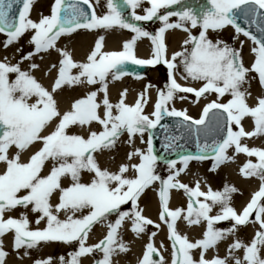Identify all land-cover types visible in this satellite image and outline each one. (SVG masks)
I'll list each match as a JSON object with an SVG mask.
<instances>
[{
	"label": "snow or ice",
	"instance_id": "1",
	"mask_svg": "<svg viewBox=\"0 0 264 264\" xmlns=\"http://www.w3.org/2000/svg\"><path fill=\"white\" fill-rule=\"evenodd\" d=\"M145 2L150 6L143 8V15H138L136 9ZM123 3L132 10L131 21L156 18L162 26L155 34L144 30L125 18L115 0H106L107 12L99 16L89 0H74L67 5L64 0H54L50 14L41 15L38 21L30 18L33 0H0V33L6 36L2 46L7 49L25 33H30L28 43L32 46L26 54L17 49L20 58L16 63H11L7 57L0 59V163L4 165L0 170V237L12 233L13 250L23 248L25 255L27 249L36 247L39 242L75 241L77 249L67 260L61 257L60 264H80L81 257L97 252L102 256L94 259V264H113L114 256L129 250L119 239L118 232L126 220L131 221V231L137 236L146 234V227L154 224L142 214L138 200L145 189L158 182L159 219L167 227L170 264H264V148H250L242 143L244 138L264 136V95L250 105L251 93L244 87L254 73L256 75L251 78L258 77L264 88V0H208L209 7L199 13L188 7L180 11L168 10L181 0H123ZM17 4L21 6L14 8ZM81 4L87 5L90 11ZM238 15L251 24L260 23L261 37L242 28L237 23ZM171 17L177 19L170 22ZM227 26L252 41L254 59L250 67L244 65L241 50L208 36L209 30L218 32ZM113 28L133 33L131 39L123 43L122 50L103 51L104 37L99 36L86 61L76 62L69 51L57 47L60 37L79 29L107 31ZM169 29L187 33L182 50L174 52L170 59L164 42V33ZM193 29L197 34H193ZM140 38L151 41L149 59L135 55L134 46ZM243 43L240 41L241 48ZM50 50L59 54L58 61L49 68L57 72L51 90L33 75L40 69L34 58ZM24 62H28L26 69L21 67ZM127 62L167 66L168 83L165 90L159 92L150 114L144 113L147 90L131 105L125 102L126 90L121 92L117 103L108 98L107 78L111 76L115 80L125 75L123 66ZM73 69L77 70L75 74H72ZM177 69H182L181 79L201 82V86L184 87L177 83L174 75ZM97 84L99 88L75 99L70 109L59 111L54 98L58 90L64 86ZM98 93H103L99 101ZM178 93H192L196 98L215 94L216 99L206 103L199 118L193 119L186 111L167 107ZM226 96L228 99L222 101ZM164 116L181 118L177 127L183 126L196 134L198 155L182 156L183 166L179 169L176 161H168L170 174L161 177L155 171L157 156L153 154V140L149 134L146 150L133 148L127 153V162L121 163L117 170L101 166L97 153L114 149L124 133H127L126 143L130 147L136 136L144 142V133L155 129ZM246 118L252 121L251 131L243 127ZM94 123L100 126L99 131L91 129ZM74 126L88 129L87 134L70 132ZM201 136L205 140L211 137V143L200 144ZM175 139L179 137L170 138L165 147H170ZM230 148H234V153L256 158L255 163L251 160L244 163L240 173L260 181L258 190L239 212L231 204L232 194L237 191L235 187L225 185L223 190L217 191L209 187L204 192L199 182L193 187L177 179L193 159H211L210 171H215L233 159L227 155ZM30 149L31 154L22 162L21 155ZM10 150H14L13 155H9ZM82 173L89 175L87 181H82ZM172 189L182 190L186 195V209L169 207ZM129 204V210H122V206ZM214 207L218 211L213 215ZM17 209L26 211L20 212L18 218L10 215ZM29 211L36 214L37 225L43 221L46 226L32 230ZM61 214L64 219H60ZM253 214L254 219L250 221ZM113 216L115 219L110 220ZM180 219L188 225L203 223L201 238L193 242L182 235L176 227ZM229 220L234 222L231 228L216 227L219 222ZM104 222H107L106 234L99 242L87 245L93 226ZM249 222L258 227L250 242L245 243L236 238V232L238 226ZM155 235L152 232L148 236L138 264H166L162 257L159 262L153 260L154 253L159 255L152 242ZM228 237L233 239L226 247L225 256L217 254L206 258L209 249H215ZM7 255L0 240V264H5ZM33 264H51V258L35 260Z\"/></svg>",
	"mask_w": 264,
	"mask_h": 264
},
{
	"label": "bare ground",
	"instance_id": "2",
	"mask_svg": "<svg viewBox=\"0 0 264 264\" xmlns=\"http://www.w3.org/2000/svg\"><path fill=\"white\" fill-rule=\"evenodd\" d=\"M51 7V0H33V4L30 10V18L34 21H38L41 15H49ZM105 9V12L101 9ZM98 11V12H97ZM97 14L102 15L107 12L106 3L99 1L97 3ZM193 34H197V30H192ZM234 33V32H233ZM232 29L227 26L226 28L213 32L209 30L208 36L213 39L223 40L229 46H232L242 52L243 63L246 67H250L253 62V54L251 52V48L253 47V43L251 40H243L241 36L236 33L233 34ZM133 33H126L124 29L113 28L107 31L105 30H86L79 29L68 36H62L57 41V47L60 49L67 50L71 53V56L76 62H85L87 55L90 54L91 50L94 47V43L99 36L104 37L103 41V51H118L122 50V45L125 41L131 39ZM187 37V33L182 30H172L167 31L165 34V43H166V55L167 58H171L172 54L177 51L182 50L183 40ZM230 37H235V39L228 41ZM30 38V33H25L18 42L9 46L5 49L2 44L6 39L5 35L0 34V59L7 57L11 63H16L20 54L17 52V49H21L25 54L32 50V46L28 43ZM240 41H243V46L241 48ZM151 50L152 44L151 41L147 38H140L136 41L134 46L135 55L140 59H149L151 58ZM42 57V58H41ZM35 62L40 65V69L33 72V75L36 79L45 87L51 90V86L54 82V78L56 77V69L49 68L53 63H56L59 59V54L56 50H50L48 53H41L37 55L35 58ZM27 63L24 62L21 67L26 69ZM77 70L73 69L72 74H75ZM47 73V75L45 74ZM182 74V69H177L174 73L175 79L177 83L182 86H190L193 88H199L201 86V82L198 81H186L180 78ZM256 74H250L249 80L250 83L244 85L247 88L251 95L248 97V103L250 105H254L256 102V98L264 95V88H262L259 84L258 77L252 79V76ZM99 85V84H97ZM89 85H75L72 87L64 86L61 90H58L54 93V98L57 102V106L59 111L63 112L70 109L72 102L75 99L83 97L88 91L96 90V86ZM126 90L125 102L128 104H133L135 100L146 91V97L148 103L144 105V113L150 114L153 110L154 103L160 91H162L161 80L156 72L153 70L148 74L143 76H132V75H124L119 79H112L111 76L107 78V92L108 98L110 102L117 103L120 99L121 92ZM180 95L182 93H178L176 98L169 103L167 106L169 109L175 108L177 110L184 111L183 108L185 106L188 107L191 112H196L200 108L199 105L202 103H206L211 99H215V94H205L200 97L201 104L197 105H187L188 100L187 97L185 99H180ZM103 93H98V101L102 98ZM187 96V95H185ZM228 97L221 98L222 101H226ZM206 101V102H203ZM101 114L103 109L101 108ZM198 114V113H197ZM199 115V114H198ZM196 115V116H198ZM243 127L246 131H251L253 128L252 121L250 119H245L243 122ZM75 133L86 135L88 129L81 128L75 126L70 128ZM92 130L99 131L100 126L98 124H93L91 126ZM146 137V136H143ZM127 141V133H124L120 136L119 141L117 142L114 149L110 151H103L97 153V159L102 167L108 168L110 171L117 170L118 166L121 163L127 162L126 156L129 151L133 148H140L142 150H146L145 141L141 142V137L136 136L133 139L131 147L126 143ZM243 144H246L248 147H257L264 148V136L253 137V138H244L242 141ZM31 153V149L29 151L24 152L21 155V161L24 162L27 160L29 154ZM14 154V150L10 153V155ZM227 155L232 156L233 159L226 161L221 164L215 171H210L212 167L213 161L211 159H205L200 161H189L187 168L184 172H181L177 179L181 183L188 184L189 186H195L197 182H199L200 190L207 192L210 187L213 191L223 190L225 185L233 186L237 189L235 193L232 194L231 204L232 206L239 212L242 210L244 204L247 200L250 199L252 195V191L259 187L260 181L257 177H245L241 175L240 168L246 163L248 160H251L253 163L256 162L255 157H248L243 153H234V148L228 149ZM138 162V161H133ZM183 165L180 162H176V168L179 169ZM4 165L0 163V170H3ZM131 175V173H129ZM154 188H147L141 194L138 200L139 207L143 209L142 214L154 221L151 226V233L155 232L156 235L153 237V242L156 244V247L160 254L162 255L163 260L166 264L170 263L171 260V249L169 247L170 241L168 240V233L166 225L159 219V210L157 209V201L159 196H156V191L159 189V183H155ZM200 199H203L202 197ZM53 203H55V198L53 199ZM169 207L171 209H175L177 207L186 209L187 207V198L182 190L172 189L169 193ZM26 211L25 209H17L13 213L20 214V212ZM218 208H213V215L216 214ZM79 215V214H78ZM17 218L19 217L16 216ZM60 217H64L63 214ZM28 218L30 220V228L42 229V226H45V223L42 221L39 225L35 223L36 214L28 212ZM65 218V217H64ZM130 220H126L121 227L119 232V239H121L128 247V251L126 253H120L113 257V264H136L137 256L144 249L143 247L147 243L146 239L149 236L146 234H141L137 236L135 233L131 231V223L128 224ZM230 223V222H229ZM234 223V222H232ZM100 223L95 224L90 231V243L87 245H92L96 242V238H98L104 232V228L99 226ZM160 225L159 228H156L155 225ZM176 227L178 231L182 235H187L190 241H195L196 239L201 238L202 231L204 230V224L200 225H188L187 222L182 219L177 221ZM219 228V225H216ZM258 226H255L253 223L249 222L244 226H238V231L236 232V238L241 239L243 242L248 243L252 239L257 230ZM151 235V234H150ZM11 237H13L12 233L5 234L3 237H0L2 240V245L4 246V251L8 253L5 258V264H31L37 258L42 257L43 255H47L51 252L52 246L55 242H39L36 247L32 249H27V255H25V249L21 248L16 250H11L9 247V243L11 244ZM233 237H228L226 240L219 242L215 249H209L206 253V258H212L214 255L219 254V256L223 257L226 255V247L228 244L232 242ZM73 243V242H72ZM71 243V244H72ZM70 243L67 245H71ZM163 245V247L161 246ZM66 247V244L63 245ZM63 247V248H64ZM12 248V247H11ZM62 249V248H61ZM11 250V251H10ZM195 251V250H194ZM14 252V253H13ZM264 252H262L263 255ZM100 258L102 256L101 253L98 252ZM242 255V251L238 253ZM65 250L62 249L60 252L54 256V260H51V264H59V260L63 257L67 260L65 256ZM91 255L83 256L80 258V264H90L91 263ZM159 262V261H157ZM33 264V263H32Z\"/></svg>",
	"mask_w": 264,
	"mask_h": 264
},
{
	"label": "rangeland",
	"instance_id": "3",
	"mask_svg": "<svg viewBox=\"0 0 264 264\" xmlns=\"http://www.w3.org/2000/svg\"><path fill=\"white\" fill-rule=\"evenodd\" d=\"M92 3L93 2H95V0H90ZM99 1H101V2H104V3H106V0H99ZM208 0H206V2H207ZM54 2V0H51V4ZM205 0H181V3L180 4H178V5H173L170 9H168L169 11H180V10H182L184 7H188V8H191L194 12H196V13H199V12H201L203 9H205L206 7H205ZM96 3V6H97V1L95 2ZM148 4L146 3V5H143L142 4V7H140L141 9L140 10H143V8L144 7H146ZM107 8V7H106ZM103 10L104 12H105V9H103L102 7H100V10ZM165 11V10H164ZM164 11H161V13H163ZM124 16H125V18L126 19H128L129 21H131V18H130V16H129V13H125L124 14ZM171 20H173V22L175 21V19H177L176 17H171L170 18ZM145 25H143V27H141V25L139 26V27H141V28H143V29H145L146 31H148V32H150V33H152V34H155V32L156 31H154L155 30V28H156V26L159 24V22L157 21V19H154L153 18V20H151V21H147V22H145L144 23ZM231 29H232V33L234 32L235 33V30L231 27V26H229ZM226 28V27H225ZM233 33V34H234ZM243 39V38H242ZM230 40H233V37H230V39H228V41H230ZM244 40V39H243ZM159 67L158 68H156V69H152V70H149L148 72H146L145 74H148V73H150L151 71H155L156 72V74L159 76V78H160V80H161V87H162V91L163 90H165V88H166V85H167V83H168V80H167V77H166V75H165V70L163 71V73L161 74V73H159ZM144 74V75H145ZM100 87V85H97L96 86V89L97 88H99ZM186 94H183V95H180V96H184V97H187V100H188V106L189 105H192V106H194V105H197V104H199L198 102H201L200 101V98H196L195 96H194V94L193 95H191V94H187V96H185ZM169 105V104H168ZM167 105V106H168ZM183 109H187V112L189 111V113H192V114H194V115H196V112L194 113V112H191V110L188 108V107H186L185 108V106H184V108ZM74 128H75V126H74ZM72 133H75L74 132V130L72 129V131H71ZM77 134V133H76ZM143 136H146V137H143V140L145 141V147H146V141H147V139H148V131H146L145 133H144V135ZM13 150H10V152H9V155H10V153L12 152ZM31 154V153H30ZM29 154V155H30ZM27 159V158H26ZM26 161V160H25ZM24 161V162H25ZM155 171H156V173L158 174V175H160L161 177H167L169 174H170V170H169V168H168V163H162V162H160V161H157L156 162V167H155ZM81 179H82V181H87L88 179H89V175L87 174V173H82V177H81ZM65 183L67 184L68 183V181H65ZM151 187V186H150ZM152 187H155V184H153L152 185ZM187 198V197H186ZM130 209V204L129 205H124V206H122V210H129ZM10 215H13L14 217H16V216H18L19 214H15V213H10ZM17 218V217H16ZM60 219H64V217H60ZM109 219L110 220H114L115 219V217L113 216V217H109ZM252 219H254V214H253V216L252 217H250V221L252 220ZM230 222V223H229ZM107 222H104V224H106ZM232 221H221V222H219L218 223V225H219V228L220 229H227V228H231L232 227ZM46 226V225H45ZM45 226H42V228L43 227H45ZM100 227H101V225H99ZM151 226H147L146 227V233H148V234H151ZM10 241H11V244L9 243V247H10V249L12 250L13 249V239H10ZM51 242V241H50ZM52 243V242H51ZM72 242H70V244H71ZM66 244V247H64L63 245H64V242H59V241H56L55 242V244L52 246V250H51V252L48 254V256L47 255H43L42 257H40V258H37L38 260H44V259H47V258H51V260L53 259L54 260V256H56L59 252H60V250H62V249H64L65 250V256L67 257V259L69 258V254L70 253H72L73 251H75L76 249H77V247H78V244L76 243V242H73L70 246L69 245H67V244H69V243H65ZM3 246V245H2ZM12 247V248H11ZM64 247V248H63ZM3 248H4V246H3ZM62 248V249H61ZM10 250V251H11ZM14 253V252H13ZM98 253V252H97ZM97 253H95L94 255H91V263L90 264H94V259H98V257H100V256H97ZM157 253H158V251H157ZM225 253H226V251H225ZM159 254V253H158ZM64 256V257H65ZM262 256H264V253H263V255ZM159 258H161V256H160V254L159 255H157L156 253H154L153 254V260L154 261H159ZM59 262V264H60V260L58 261Z\"/></svg>",
	"mask_w": 264,
	"mask_h": 264
},
{
	"label": "water",
	"instance_id": "4",
	"mask_svg": "<svg viewBox=\"0 0 264 264\" xmlns=\"http://www.w3.org/2000/svg\"><path fill=\"white\" fill-rule=\"evenodd\" d=\"M123 68H124V70H128L132 73H139V72H142L145 70V68H137V67H134L133 65L127 64V63L123 66ZM151 136H153V130L151 132Z\"/></svg>",
	"mask_w": 264,
	"mask_h": 264
}]
</instances>
